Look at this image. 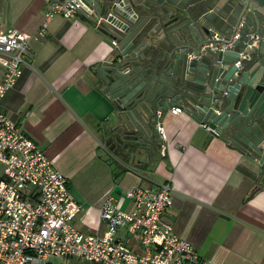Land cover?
I'll list each match as a JSON object with an SVG mask.
<instances>
[{"label": "crops", "instance_id": "crops-1", "mask_svg": "<svg viewBox=\"0 0 264 264\" xmlns=\"http://www.w3.org/2000/svg\"><path fill=\"white\" fill-rule=\"evenodd\" d=\"M194 1L180 0L186 11ZM208 1H215L219 11L227 0ZM49 7L48 0H0V32L17 29L33 36ZM136 14L147 15L142 10ZM147 19L141 24L153 41L167 34L160 22ZM98 20L85 9L67 18L54 15L45 35L30 40L29 65L0 101V110L67 179L81 205L73 226L102 234L106 224L99 211L108 195L130 211L134 205L124 196L126 190L169 182L175 192L163 219L200 256L215 264H264V168L250 152L212 134L184 104L173 103L158 113L157 125L162 124L167 138L156 128L160 146L156 141L151 156L127 160L116 153L115 137L125 133L102 68L111 67L119 51ZM175 105L183 107L180 114L170 112ZM129 246L141 251L138 235ZM47 264L92 263L68 257Z\"/></svg>", "mask_w": 264, "mask_h": 264}, {"label": "water", "instance_id": "water-1", "mask_svg": "<svg viewBox=\"0 0 264 264\" xmlns=\"http://www.w3.org/2000/svg\"><path fill=\"white\" fill-rule=\"evenodd\" d=\"M215 5L196 0L186 11L180 0H82L119 51L102 81L125 133L115 137L116 153L127 160L152 155L158 113L182 103L264 168V0ZM149 16L168 30L163 38L149 37Z\"/></svg>", "mask_w": 264, "mask_h": 264}, {"label": "built area", "instance_id": "built-area-1", "mask_svg": "<svg viewBox=\"0 0 264 264\" xmlns=\"http://www.w3.org/2000/svg\"><path fill=\"white\" fill-rule=\"evenodd\" d=\"M48 1L50 7L33 36L17 29L0 32V101L29 65L30 40L45 35L54 15L67 18L82 8V0ZM169 110L177 115L183 107L175 105ZM157 130L167 138L162 124ZM174 192L169 182L157 188L128 189L124 196L133 202L130 211L117 206L108 195L99 211L100 221L106 224L104 232L80 231L72 220L81 205L70 193L67 179L0 110V264H47L51 258L68 257L92 264H215L200 256L163 219ZM120 229H124L123 236ZM134 235L139 236V252L129 246Z\"/></svg>", "mask_w": 264, "mask_h": 264}]
</instances>
